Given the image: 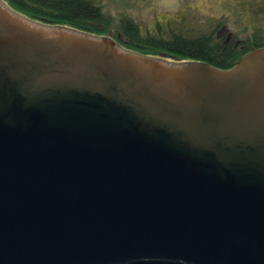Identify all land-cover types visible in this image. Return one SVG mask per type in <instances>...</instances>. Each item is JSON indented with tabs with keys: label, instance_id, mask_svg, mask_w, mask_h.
Instances as JSON below:
<instances>
[{
	"label": "water",
	"instance_id": "obj_1",
	"mask_svg": "<svg viewBox=\"0 0 264 264\" xmlns=\"http://www.w3.org/2000/svg\"><path fill=\"white\" fill-rule=\"evenodd\" d=\"M0 264H264V47L170 62L0 0Z\"/></svg>",
	"mask_w": 264,
	"mask_h": 264
},
{
	"label": "trees",
	"instance_id": "obj_2",
	"mask_svg": "<svg viewBox=\"0 0 264 264\" xmlns=\"http://www.w3.org/2000/svg\"><path fill=\"white\" fill-rule=\"evenodd\" d=\"M2 1L32 21L112 37L129 50L173 62H205L220 69H231L247 53L264 47V33L259 31L247 39L220 38L215 31L196 37L174 34L172 38L165 39L142 35L138 26L129 19H124L115 28L113 20L104 14L96 0Z\"/></svg>",
	"mask_w": 264,
	"mask_h": 264
},
{
	"label": "rangeland",
	"instance_id": "obj_3",
	"mask_svg": "<svg viewBox=\"0 0 264 264\" xmlns=\"http://www.w3.org/2000/svg\"><path fill=\"white\" fill-rule=\"evenodd\" d=\"M96 1L115 28L129 19L144 36L170 39L174 34L196 37L215 31L221 38L247 39L257 31L264 33V0Z\"/></svg>",
	"mask_w": 264,
	"mask_h": 264
},
{
	"label": "flooded vegetation",
	"instance_id": "obj_4",
	"mask_svg": "<svg viewBox=\"0 0 264 264\" xmlns=\"http://www.w3.org/2000/svg\"><path fill=\"white\" fill-rule=\"evenodd\" d=\"M218 37H220L219 35H218ZM221 38V37H220ZM228 39H230L231 37H227ZM118 43V42H117ZM121 47H123L120 43H118ZM124 49H126V50H129V49H127V48H125V47H123ZM132 51V50H131ZM147 56V55H146ZM163 60H165V59H163ZM166 61H168V60H166ZM170 62H173V61H170ZM177 63H180V62H177Z\"/></svg>",
	"mask_w": 264,
	"mask_h": 264
}]
</instances>
